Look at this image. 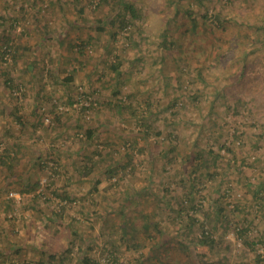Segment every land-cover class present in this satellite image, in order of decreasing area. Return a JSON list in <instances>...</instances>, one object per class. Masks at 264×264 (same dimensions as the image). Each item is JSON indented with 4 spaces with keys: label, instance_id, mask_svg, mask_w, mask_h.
Instances as JSON below:
<instances>
[{
    "label": "rangeland",
    "instance_id": "rangeland-1",
    "mask_svg": "<svg viewBox=\"0 0 264 264\" xmlns=\"http://www.w3.org/2000/svg\"><path fill=\"white\" fill-rule=\"evenodd\" d=\"M191 255L264 264V0H0V264Z\"/></svg>",
    "mask_w": 264,
    "mask_h": 264
},
{
    "label": "trees",
    "instance_id": "trees-1",
    "mask_svg": "<svg viewBox=\"0 0 264 264\" xmlns=\"http://www.w3.org/2000/svg\"><path fill=\"white\" fill-rule=\"evenodd\" d=\"M77 4V3H76ZM75 4V6H77ZM78 8V7H77ZM127 10L132 14V15H134L135 16V14H134V7L132 6V5H128L127 7ZM2 45L4 46V48H3V50H2V52H1V55H7V54H9V52L12 50V48H13V46H12V44H10V38H9V36L8 35H4L3 36V38H2ZM86 46V43H85V41H83L82 42V44H79V45H76L75 44V46H74V48H77V49H81L82 47L84 48ZM110 68L112 69V70H114V71H116L117 70V68H118V63H114V64H112L111 66H110ZM157 134V133H156ZM86 135H88V136H91V131H90V129H88L87 130V132H86ZM225 148V147H224ZM227 151H229V152H232L230 149H228L227 147L225 148ZM46 161H47V163L49 162L48 160H44V162L46 163ZM39 164V167L40 168H43V167H45L46 166V164ZM52 163L54 164L55 162L54 161H52ZM11 166L12 165H9L8 166V168H11ZM50 169L52 170V171H56V169H55V165H53V166H51L50 167ZM109 176H110V174H109ZM34 186V185H33ZM62 196V198L63 199H65V201H66V199L68 200L69 198H68V196H65V195H61ZM67 202V201H66ZM199 242L200 243H203V244H207V245H210V244H212L214 241H213V239L209 236V234H207L206 232H202V235H201V239L199 240ZM191 257H192V260H191V262H192V264H202V262H200L194 255H191ZM83 260H85V262H86V264H89V261L87 260V259H83Z\"/></svg>",
    "mask_w": 264,
    "mask_h": 264
},
{
    "label": "crops",
    "instance_id": "crops-1",
    "mask_svg": "<svg viewBox=\"0 0 264 264\" xmlns=\"http://www.w3.org/2000/svg\"><path fill=\"white\" fill-rule=\"evenodd\" d=\"M77 21H78V19H76ZM78 25V24H77ZM76 50H77V48H76ZM53 72H55V69L53 70ZM72 79H74V77L72 76V74L71 73H68V74H66V77L65 78H63V80H61L62 81V83L65 85V86H68V84L70 83V82H72L73 83V80ZM16 119L18 120V122H20V117L17 115V117H16ZM59 119V118H58ZM57 119V120H58ZM67 120V122L66 123H64V129H66V124H68V123H70L71 121H73V120H69L68 118H64V121H66ZM29 124L31 125V128L32 129H34L37 125H39L40 123L39 122H37V121H32V122H29ZM20 156L21 157H23V154L21 155L20 154ZM51 158V157H50ZM15 161V160H14ZM31 166H32V164H31ZM30 166V167H31Z\"/></svg>",
    "mask_w": 264,
    "mask_h": 264
},
{
    "label": "built area",
    "instance_id": "built-area-1",
    "mask_svg": "<svg viewBox=\"0 0 264 264\" xmlns=\"http://www.w3.org/2000/svg\"><path fill=\"white\" fill-rule=\"evenodd\" d=\"M85 99H84V96L82 95V96H80L79 97V99H78V96L75 98V100L73 101V103L71 104V107H69V108H71V109H78V102L81 104L83 101H84ZM85 105H89V103H87V102H85L84 103ZM93 105H96L95 103H93ZM60 110H63V107H58ZM51 166H53V163H51V162H48L47 164H46V166H45V169H49V170H51L50 169V167ZM66 203V201H62L61 203H60V205L61 204H65Z\"/></svg>",
    "mask_w": 264,
    "mask_h": 264
}]
</instances>
